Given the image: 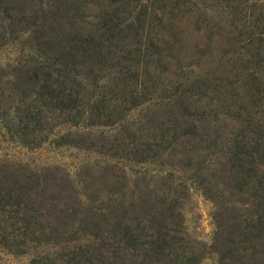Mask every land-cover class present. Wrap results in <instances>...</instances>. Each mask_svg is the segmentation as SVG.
Returning <instances> with one entry per match:
<instances>
[{
  "label": "rangeland",
  "instance_id": "obj_1",
  "mask_svg": "<svg viewBox=\"0 0 264 264\" xmlns=\"http://www.w3.org/2000/svg\"><path fill=\"white\" fill-rule=\"evenodd\" d=\"M0 264H264V0H0Z\"/></svg>",
  "mask_w": 264,
  "mask_h": 264
}]
</instances>
